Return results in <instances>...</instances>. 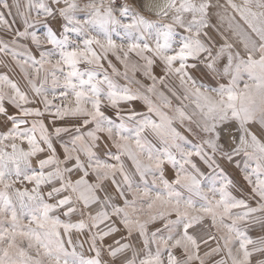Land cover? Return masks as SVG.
<instances>
[{
	"label": "snow or ice",
	"instance_id": "snow-or-ice-1",
	"mask_svg": "<svg viewBox=\"0 0 264 264\" xmlns=\"http://www.w3.org/2000/svg\"><path fill=\"white\" fill-rule=\"evenodd\" d=\"M0 65V264H264V0H0Z\"/></svg>",
	"mask_w": 264,
	"mask_h": 264
},
{
	"label": "rangeland",
	"instance_id": "rangeland-1",
	"mask_svg": "<svg viewBox=\"0 0 264 264\" xmlns=\"http://www.w3.org/2000/svg\"><path fill=\"white\" fill-rule=\"evenodd\" d=\"M11 67V66H10ZM10 69H6L4 68L3 65H0V73H3V72H6V71H9ZM16 79H19V76L17 75L15 77ZM232 175L239 181L240 180V177L237 173L233 172ZM242 183V181H240Z\"/></svg>",
	"mask_w": 264,
	"mask_h": 264
}]
</instances>
